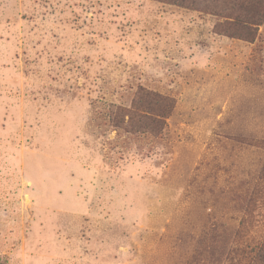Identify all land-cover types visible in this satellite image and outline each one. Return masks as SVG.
I'll use <instances>...</instances> for the list:
<instances>
[{
  "label": "rangeland",
  "instance_id": "rangeland-1",
  "mask_svg": "<svg viewBox=\"0 0 264 264\" xmlns=\"http://www.w3.org/2000/svg\"><path fill=\"white\" fill-rule=\"evenodd\" d=\"M228 13L0 0V264H263L264 10ZM141 90L158 129L114 119Z\"/></svg>",
  "mask_w": 264,
  "mask_h": 264
},
{
  "label": "trees",
  "instance_id": "trees-1",
  "mask_svg": "<svg viewBox=\"0 0 264 264\" xmlns=\"http://www.w3.org/2000/svg\"><path fill=\"white\" fill-rule=\"evenodd\" d=\"M159 1L188 7L194 4L196 0ZM234 6L240 13H228L225 16L226 20L216 25V30L219 33L238 36L252 41L256 35L254 27L256 23L251 22L246 17L251 16L254 19L262 9L264 10V0H234ZM243 15L247 16L244 17ZM171 106L172 102L168 97L160 96L152 91L141 90L131 100V105L128 110L117 108L114 119L117 118L120 112H123L134 123H143L142 128L158 129L164 123V119L169 114Z\"/></svg>",
  "mask_w": 264,
  "mask_h": 264
}]
</instances>
